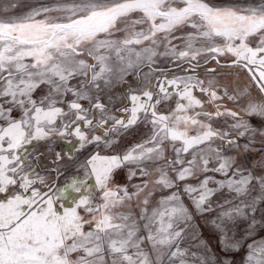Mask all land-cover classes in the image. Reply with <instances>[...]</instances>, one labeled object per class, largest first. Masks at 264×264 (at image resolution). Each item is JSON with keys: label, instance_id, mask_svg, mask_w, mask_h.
<instances>
[{"label": "snow or ice", "instance_id": "1", "mask_svg": "<svg viewBox=\"0 0 264 264\" xmlns=\"http://www.w3.org/2000/svg\"><path fill=\"white\" fill-rule=\"evenodd\" d=\"M173 4L174 0H70L41 4L26 15L0 19V100L4 101L0 103V264H193L195 254L181 247L185 233L179 225L190 217L177 193L161 199L150 213L147 196L151 189L145 194L140 215L146 221L143 237L137 220L114 211L134 197L139 199L149 184L169 189L198 174L223 175L225 181L205 176L197 185L183 186L202 212L211 210V199L218 190L227 189L240 198L239 204L219 214L221 224L217 227L221 229L225 220L247 217L248 212L264 207V174L234 167L235 160L223 155L224 144L238 146L233 137L257 134L241 118V112L260 118L264 127V101L249 99L246 107L233 111L219 102L226 98L237 103L248 95L246 90L230 94L224 89L221 93L214 79L168 77L164 73L154 83L146 76L150 86L129 92V106L120 109L127 119L117 117L100 100L102 86L123 79L145 63L149 67L155 63L161 44V55L188 63L199 64L203 58L219 64L220 57L231 56L229 67L245 70L264 94V0L243 7H216L205 0H183V7ZM137 12L142 13L140 18L132 19ZM121 24L124 39H112ZM137 25L144 27L137 30ZM183 27L193 31L186 34L183 48L178 49L172 43V34ZM145 42L140 50L133 47ZM85 54L95 63L79 58ZM78 77L84 79L73 87L70 81ZM42 84L49 86L47 95L34 99L33 93ZM172 88L177 91L170 92ZM194 90L215 105L214 113L204 110V102L193 94ZM68 94L74 99L65 111L58 105L64 104L63 97ZM173 95L177 97L175 108L168 114L160 113L157 106ZM82 101H87L88 107ZM5 103L10 106L5 107ZM197 108L200 111H195ZM14 109L20 110L19 118L11 115ZM213 117L231 118V132L214 128L210 123ZM141 119L152 125V134L145 142L120 154H93L86 161V176L94 177L101 192L98 205L93 204L95 197L87 188V179L73 177L53 190L31 163L33 153L28 146L34 141L74 136L77 143L72 147L76 151L87 144L110 147L116 142L115 136ZM97 129H102L103 135L91 134ZM258 134L264 136V131ZM217 139L222 143L214 147ZM166 141L172 142L175 152L171 161L164 157ZM250 144L251 140L245 150ZM61 158L56 152V161ZM161 160L166 167L158 165L150 170L149 163L157 165ZM130 166L149 177L148 182L131 194L122 186H110L117 169L129 167V175H137ZM167 168L175 173L174 179ZM155 173L159 175L152 179ZM210 183L216 188L209 187ZM37 184L49 190L43 191ZM75 193L80 194L78 201ZM58 199H70L75 207L61 213L54 207ZM81 207L91 219L80 214ZM87 224L93 225L89 231L84 230ZM224 237L225 249L236 247L226 233ZM145 240L155 259L142 248ZM195 260L209 264L206 256H195ZM246 264H264V242L249 245Z\"/></svg>", "mask_w": 264, "mask_h": 264}, {"label": "rangeland", "instance_id": "2", "mask_svg": "<svg viewBox=\"0 0 264 264\" xmlns=\"http://www.w3.org/2000/svg\"><path fill=\"white\" fill-rule=\"evenodd\" d=\"M64 2H70V0H0V19H10V18H16L18 16L26 15L32 8L39 7L41 4H56V3H64ZM205 2L209 3L210 5L216 6V7H243V6H252L260 3V0H205ZM173 6L175 7H183V0H174ZM56 15V14H53ZM142 13H133L132 19H138ZM120 31L114 32L112 39L114 40H122L125 37V30L124 25L121 24ZM144 27V25H137L136 29L141 30ZM193 31L191 28L183 27L178 30H176L172 34V43L173 45H176L178 49L183 48L184 46V40L183 38L186 36L187 33ZM163 35V34H159ZM254 39V38H253ZM148 42H145V44L142 45H133L137 50L142 49L145 45H147ZM199 46V44L197 45ZM158 55L154 58L155 63H153L150 67L145 63L138 69L131 70L127 75L123 77V79H114L115 85H113V89L115 91H119L122 97L124 99L118 98L117 102L115 103H121L124 104L121 108H125L129 106L128 94L130 91L135 90L139 91L140 89L150 86L148 83V80L145 79L146 76H149L150 79L153 82V77L150 75L151 69L153 71L155 69H158L156 73L159 74H166L168 77L173 76H192L195 79L202 80L203 77L206 75V69L209 67L214 66L215 68L219 69L223 66H229L232 63L233 57L231 56H224L220 57V63L217 64L215 60L208 59L207 62L203 58L200 59L199 64L197 62L193 61L192 63H188L186 61L176 60L173 59L171 56H164L160 53L164 52V45L161 44L157 49ZM81 59H85L89 64L95 63V61L90 57L85 55H82L79 57ZM111 61L115 64L116 58L113 55L111 57ZM187 69V70H185ZM148 71V72H144ZM155 72L151 73L154 75ZM227 73H234L233 71H228ZM141 74V75H140ZM207 77V76H206ZM80 78V77H78ZM73 79L70 81V84L73 87H76L79 85L80 80L77 81V79ZM141 81V82H140ZM123 82H126L125 84H122ZM137 82H140L134 89V85H136ZM122 84V87L119 85ZM132 88V89H131ZM47 92L46 84L40 85L38 89L33 93V98L39 100L41 97L45 95ZM69 99H74L71 94H68ZM177 97L175 95L172 96L171 99L167 101H163V103L160 105L164 109L170 108L171 110L175 108ZM0 103H4V101L0 100ZM121 104V105H122ZM9 104L5 103V107H9ZM159 106V107H160ZM172 106V107H171ZM159 107L157 110L160 113H166L159 110ZM13 114L15 116L20 117L21 112L19 109H14ZM144 119H141L137 122L136 125L133 127L139 125V129L142 130L143 127L147 121ZM224 121V120H222ZM144 122V123H143ZM221 121L216 122V126L219 128H222ZM233 123L232 120L227 119V126H231ZM150 129L149 133H141L138 128L137 130H130L129 128L127 131L122 132L119 136H116L115 143H113L109 149L111 151H108L107 149L103 148V144H99L95 146L94 152H84V157L77 159H74L70 157L69 159H65V154L61 152V149L56 148V152H59L61 154V159L59 162L55 159V153L51 152L49 155H47V162L43 160V156L40 155V159L36 158L35 160L33 157L31 159L36 162L38 165V168L35 169L37 172H39L40 175H43L46 177L47 183L51 186V188L54 190L58 187H63L67 182H70L73 177H76L78 179H87V188L89 192H91L92 196L95 197L93 204L98 205L101 203V192L97 188L96 184L92 183V178L86 176V173L89 171L86 167V161L90 158L93 154H101V155H115L125 152L126 150L130 149L132 146L136 144H140L145 142L152 134V125L147 126ZM231 128V127H230ZM230 128H226V131H230ZM107 147V146H105ZM50 150V149H49ZM90 152V153H89ZM38 157V156H37ZM175 157V155H173ZM259 163L261 166H264V156L260 157ZM215 166V165H214ZM131 170L135 171L137 175H135L134 178H132V181L136 182V185L129 186L127 185L124 188L128 189V192L135 193L140 188L138 185V179L135 180L139 174V169L135 166H130ZM58 168L59 171H52V169ZM127 170L130 171L129 167H122L117 170L115 178H113L114 187L115 186H122L124 183L128 182L126 177L124 175L121 176V174H124L122 171ZM119 171V173H118ZM172 171V170H171ZM121 173V174H120ZM264 174V173H263ZM200 175V174H198ZM197 178L192 183L191 180H185V181H179L176 183V186L174 187L172 192L177 193V195L180 197V200L183 204V206L187 209L188 216L190 217L187 221L182 222L179 226L184 229L185 233V239L181 244L182 248H186L189 250L190 253H194L195 256L199 257H207L209 264H246L247 262V256L249 253V245L251 244H259L261 242H264V207L260 208L255 213L248 212L247 217H237L235 220H225L223 222L222 229L218 228L217 225L221 224V219L219 217V214L226 208H229L233 205L240 203V198L236 197L234 194L230 193L227 189L224 190H218L216 195L212 197L211 199V210L206 211H199L195 204L193 203V199L191 196L186 194L183 191V186L185 185H197L198 182L202 179L207 177H211L216 181H225L226 178L222 176L223 178L219 177L217 179L214 176H210L209 174H203L200 175V179ZM175 176V174H173ZM134 184V183H133ZM36 187L42 188L43 191H48L49 189L44 187L43 185L37 184ZM209 187L216 188V184H209ZM149 189H145L144 192L140 193L139 199L133 198L131 201L126 202L125 205H122L120 207H117L114 209L115 212L131 215L132 218L138 221V224L140 226V236H145L146 232L144 230V225L146 224V221L140 219L141 210L145 206L142 204V200L145 197V194L148 193ZM167 193L166 195H163L161 199L168 196L172 193ZM152 193V188H151ZM77 201L79 199L80 194L75 193L73 194ZM149 196H147L149 200V204L147 205L149 213L153 208H156L159 206V201L156 203H150ZM151 204V205H150ZM54 207L60 211L61 213L68 207H75V203L72 200H64V199H58L54 205ZM78 211L85 219H91V215L84 210L83 207L79 208ZM247 211V210H246ZM253 216L255 217L253 221ZM93 228L92 224H87L84 226L85 231H89ZM227 234V238L229 241H235L236 247H230L228 249H225L222 240L225 238L224 234ZM142 248L149 253L150 256H152L153 259H155V255L152 251L151 245L148 243L147 240L144 241ZM77 254H73V257H75ZM195 256L192 257L193 264H198L195 260Z\"/></svg>", "mask_w": 264, "mask_h": 264}, {"label": "crops", "instance_id": "3", "mask_svg": "<svg viewBox=\"0 0 264 264\" xmlns=\"http://www.w3.org/2000/svg\"><path fill=\"white\" fill-rule=\"evenodd\" d=\"M208 69H215V71L214 72L206 71V75L203 77L202 80L208 81L209 79H214L219 92L222 93L224 89H227L230 94H236L237 92L244 91V90H246L248 93L247 96L242 97V99L240 101H238L237 103H234V102L227 100L225 98L224 100L219 102L222 104L223 108L231 109L233 111H240L241 108L247 106V102L249 99H251L255 102L264 101V94H261L259 92L258 88L255 86V84L250 81L248 74L245 70L238 68V67H229V66H223L222 68H220V66H219V69L212 66V67H209ZM157 70L158 69H155L153 71V69H151V71H150V75H152V77H153V83L155 82V79L157 77L161 76V74L156 73ZM185 70H187V69H185ZM229 70L233 71L234 73H227ZM144 72H148V71H144ZM153 72H155L154 75L151 74ZM140 82H137L136 85H134V89ZM125 83L126 82H123L122 84H125ZM122 84L119 85L118 90H119L120 86L122 87ZM113 85H115L114 80L108 86H106V87L102 86L101 90L98 93L100 100L102 103H105L106 105H108L109 108L111 109V111L117 117L127 119V115H125L122 111H120V109H122L121 107L124 106V104H122L123 102H121V103H115L114 102V101L117 102V99L121 98L122 96L119 93V91H115L113 89L114 88ZM176 91H177V89H175V88L170 89V92H172V93H175ZM193 94L196 97L202 99V101L204 102V110L205 111L211 112V113H214L216 111L215 105L208 103L207 102L208 97L204 96L203 93L199 92L198 90H194ZM125 98H127V97H125ZM122 99H124V97H122ZM63 100H64V104L58 105V106H61L64 108L65 111H68L67 104L72 99H69L68 95H66L63 97ZM81 103L84 105V107H88L87 101H82ZM157 108H158V106H157ZM195 111H200V109L197 108V109H195ZM163 114H166V113H163ZM11 115L14 118H19L18 116H15L13 114V112L11 113ZM93 115H95V110H93ZM141 116H143V114H141ZM241 118L244 121L248 122L250 124V126L257 132V134L254 137L251 134H246L245 137H233L236 139L238 146H236V145L229 146L227 144H224L223 145V155L230 157V158L235 160L236 163H235L234 167L244 169L248 172H254L258 175L263 174L264 173V166L260 165L259 160H260V157L264 155V136H261L258 134L260 131H264V127H262V121L260 120V118H258L256 116H248V115H245L243 112H241ZM198 119H204V117H198ZM226 119L231 120V118L213 117V119L210 121V123L216 129L225 130L224 128L217 127L216 122L221 121V120H226ZM94 122H95V119H94ZM59 124H60V121L58 120L57 125H59ZM81 127H82V130H85V129H83L82 124H81ZM106 127H107V125H106ZM91 134L103 135V130L97 129L95 133H91ZM190 134H194V132H192ZM111 135L112 134L110 133V136ZM114 139H116V136L114 137ZM250 140H251V144L249 145L248 149L245 150V145L248 144ZM66 141H70V143H68ZM76 143H77V141H76V138L74 136H69V137H65V138H60L58 136H52L49 140L34 141L32 145L28 146V149L30 152L33 153L32 157L34 160L36 158L40 159L41 158L40 155H42L43 160L45 162H47V155H49L51 152L55 153L56 148L61 149V152L66 155L65 159L67 160L70 157H72L74 159H76V157H77V159L82 158L85 156L84 152H87V151L94 152L95 146L98 145V144H87L84 146L83 149L76 151L72 147V145H75ZM221 143L222 142L219 139H217L214 141L213 146L215 147L216 145H220ZM177 146H179L178 142H177ZM69 154H70V157H69ZM173 155H175V152L173 150L172 142L166 141L164 144V157L166 160L171 161L172 159H174ZM185 158L188 159L190 157L186 156ZM31 163L33 164L35 169L38 168V166H36L38 164L36 162H34L32 159H31ZM158 165L166 167V165H164V161L161 160V161L157 162V165H153V164L149 163V168L151 170V169H154L155 167H157ZM213 166H214V164L209 165V167H213ZM117 170H115L113 173V177H112V181H111V185H110L112 187H114L115 181L113 180V178H115ZM171 170H172L171 168H167L169 176L174 179L175 176H173V174H175V173ZM122 172L124 174L120 173L121 176L124 175L126 177V179L128 180V182L124 183L122 185V187L123 186L126 187L127 185H129L130 187L136 185V182L131 180L135 176H130L129 171H127V170H124ZM118 173H119V171H118ZM203 174H206V175L209 174L210 176H214L217 179H219V177L223 178L222 177L223 175H221L219 173H215V172H207V173H203ZM203 174H200V175H203ZM158 175H159V173H155L154 176L151 178L155 179L158 177ZM200 175H198L199 176L198 179H200V177H201ZM230 175H231V173H230ZM88 177H91V176H88ZM91 178H92V183L95 184L94 177H91ZM196 178H192L193 179V180H191L192 183L194 182V180ZM137 179H138V185H139V187H141L144 183H147L150 178L140 175L137 178H135V180H137ZM190 179H188V180H190ZM151 188H152V193L149 196L150 203H156V202L160 201V198L163 195L170 193V191L172 192L174 189V188L164 189L159 185H157L153 188V186L151 184H149L148 189H151Z\"/></svg>", "mask_w": 264, "mask_h": 264}, {"label": "built area", "instance_id": "4", "mask_svg": "<svg viewBox=\"0 0 264 264\" xmlns=\"http://www.w3.org/2000/svg\"><path fill=\"white\" fill-rule=\"evenodd\" d=\"M83 79H84V77H80V78L77 79V81H78V80L81 81V80H83ZM48 88H49V86L46 84L47 92L45 93V95H47V93H48ZM45 95H44V96H45ZM6 104H7V103H6ZM171 107H172V106H171ZM159 110H160L161 112H162V111L164 112V110H165L166 112H170V111H171L170 108L164 109L162 106L159 107ZM145 121H146V120H145ZM145 121H144V122H145ZM144 122H143V123H144ZM144 124H145V125H144L143 127H145V128H142V130H140L141 128L139 129V127H138L139 125H137V126H135V127H132L130 130H135V131H136V130H137L136 128H138V130H139L141 133H145V132H146V133H149V132H150V129H149L147 126H148V125L150 126V123H149V122H146V123H144ZM220 124H221L222 128H224V129H226V128H230V126H227V119L224 120V121L221 120ZM230 129H231V128H230ZM103 148L107 149L108 151H111V150L109 149V147H105V146H103ZM263 156H264V155H263Z\"/></svg>", "mask_w": 264, "mask_h": 264}, {"label": "flooded vegetation", "instance_id": "5", "mask_svg": "<svg viewBox=\"0 0 264 264\" xmlns=\"http://www.w3.org/2000/svg\"><path fill=\"white\" fill-rule=\"evenodd\" d=\"M158 107H159V105H158Z\"/></svg>", "mask_w": 264, "mask_h": 264}]
</instances>
